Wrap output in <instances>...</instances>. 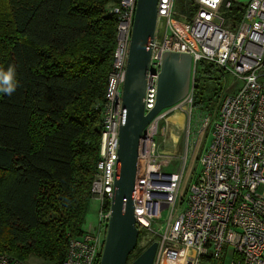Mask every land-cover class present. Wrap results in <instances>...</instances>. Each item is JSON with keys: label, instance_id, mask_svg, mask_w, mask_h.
Returning a JSON list of instances; mask_svg holds the SVG:
<instances>
[{"label": "built area", "instance_id": "obj_1", "mask_svg": "<svg viewBox=\"0 0 264 264\" xmlns=\"http://www.w3.org/2000/svg\"><path fill=\"white\" fill-rule=\"evenodd\" d=\"M184 1L189 16L175 11L177 0H158L145 113L156 105L166 53L191 55L192 79L189 94L162 110L142 133L134 190L136 226L143 241L148 238V244H152L149 237H154L158 243L153 264H163L164 260L184 264L186 254L189 264H225L229 256L230 264H264V0ZM137 3L138 0H120L111 9L117 20V43L92 183L94 199L100 202L98 225L70 239L63 264H100L105 247ZM201 65L213 67L217 76H233L238 88L234 93L222 91L214 109L199 110L198 134L211 127L212 139L200 155L199 176L182 207L181 189L194 146L190 137L192 123L184 128L186 147L178 155L168 156L163 149L166 146L157 144L155 138H167L168 119L176 112L189 118L197 116L194 89L205 77ZM165 212H169L168 220L162 230H155L156 218ZM0 264L28 263L0 254Z\"/></svg>", "mask_w": 264, "mask_h": 264}, {"label": "trees", "instance_id": "obj_2", "mask_svg": "<svg viewBox=\"0 0 264 264\" xmlns=\"http://www.w3.org/2000/svg\"><path fill=\"white\" fill-rule=\"evenodd\" d=\"M119 1L0 0V70L13 67L17 81L11 95L0 92V254L63 264L85 232ZM201 69L216 93L196 84L193 107L212 110L225 75Z\"/></svg>", "mask_w": 264, "mask_h": 264}, {"label": "water", "instance_id": "obj_3", "mask_svg": "<svg viewBox=\"0 0 264 264\" xmlns=\"http://www.w3.org/2000/svg\"><path fill=\"white\" fill-rule=\"evenodd\" d=\"M157 24L158 0H138L123 88L115 195L100 264H153L158 250V243L153 242L137 258L129 260L140 238L134 215L139 141L153 118L189 94L193 59L189 54H165L159 76L157 102L154 109L146 114V78Z\"/></svg>", "mask_w": 264, "mask_h": 264}, {"label": "rangeland", "instance_id": "obj_4", "mask_svg": "<svg viewBox=\"0 0 264 264\" xmlns=\"http://www.w3.org/2000/svg\"><path fill=\"white\" fill-rule=\"evenodd\" d=\"M175 11L181 15V16H189V10H188V5L185 4L184 0H177L176 2V6H175ZM214 77H217V74L214 75ZM212 77V78H214ZM192 79V77H191ZM235 78L233 76L230 75H226L225 77L221 78V86H222V90L229 92V93H234L237 88H238V83H235ZM202 85L205 86L207 88V95L209 97L212 98V96L216 93L215 88L217 87V85H215L214 82H212V80H209V76L207 75L206 77H204L201 81ZM191 87V86H190ZM222 92V91H221ZM217 101H215L214 105L212 106V109H214L216 107ZM198 110L197 111V116H194L193 118H189L186 115H184L183 113H175L173 114L170 119L171 121L174 122V124L176 126H178L179 128H176V126L171 125L173 127H171V132L170 135L164 140L162 138V136L158 135L155 140L157 142V144L162 146H166L163 147V149L165 150V153L168 155H172L173 154H179V152L181 150H185L186 147V138L187 135L184 131V128L186 130V128L189 126V123L191 122L192 124H190V128H191V139L194 143V146L192 147V149L189 152L188 155V161H187V173L185 176V180L184 183L182 185V191H184V204L182 207H185L187 204V199L189 196V188L192 184L195 183L196 179L199 176L200 173V165H199V158L201 153L203 152V150L208 146V144L210 143L211 139H212V128L210 127L204 134L199 135L198 134V129L201 127V121H200V115H199V109H195ZM194 110V111H195ZM199 117V118H197ZM183 127V129L181 128ZM175 130H178V132H180V139L175 136V135H171V133L175 134ZM177 132V134H178ZM203 135V136H202ZM185 139V140H184ZM183 141H184V145H183ZM100 209V202L96 199H94V196L92 197L91 203H90V207L86 216V222L84 224V230L87 231L90 228H95L98 225V212ZM168 215L169 212H165L162 213L160 215H158V217L156 218V222L153 224V228L155 230H162V228L165 225V222L168 220ZM151 239H153V242H155V238L154 237H149ZM141 242H139L140 247H143L144 250L147 249L151 244H148V238H145L144 241L143 239L140 237ZM143 244H146L147 246L144 247ZM138 245V246H139ZM135 259V258H134ZM133 259H131L132 261ZM232 258L229 256L226 258V262L225 264H230L231 263ZM223 262V260H222ZM28 264H55L52 263L48 260L45 259H41L35 256H31L29 258V260L27 261ZM214 264H220L218 262L214 263Z\"/></svg>", "mask_w": 264, "mask_h": 264}, {"label": "clouds", "instance_id": "obj_5", "mask_svg": "<svg viewBox=\"0 0 264 264\" xmlns=\"http://www.w3.org/2000/svg\"><path fill=\"white\" fill-rule=\"evenodd\" d=\"M15 69L9 67L6 71L0 70V92L11 95L17 87Z\"/></svg>", "mask_w": 264, "mask_h": 264}, {"label": "bare ground", "instance_id": "obj_6", "mask_svg": "<svg viewBox=\"0 0 264 264\" xmlns=\"http://www.w3.org/2000/svg\"><path fill=\"white\" fill-rule=\"evenodd\" d=\"M176 113H178V112H176ZM170 121H171V119L169 118L168 119V122L170 123ZM181 128L183 129V127H181ZM168 137H169V133H168V136H167V140H168ZM168 156H172V155H168ZM184 261H185L184 264H189L190 259H189V256L187 254L184 257ZM163 264H179V263L178 262L171 261V260H164Z\"/></svg>", "mask_w": 264, "mask_h": 264}]
</instances>
